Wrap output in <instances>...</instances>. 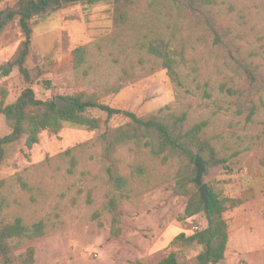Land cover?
I'll return each mask as SVG.
<instances>
[{"label": "rangeland", "instance_id": "obj_1", "mask_svg": "<svg viewBox=\"0 0 264 264\" xmlns=\"http://www.w3.org/2000/svg\"><path fill=\"white\" fill-rule=\"evenodd\" d=\"M152 1L140 0L137 8L129 12L127 26L117 24L115 6L110 0L71 6L34 21L25 62L32 78L29 84L16 67L7 76L3 73L23 40L16 24L9 25L0 36V102L3 96L5 104L14 102L28 86L35 98L42 101L82 92L101 104L137 116L155 114L169 106L185 112L189 125L206 121V133L216 154L226 161L231 172H224L222 166L210 168L206 175L203 172L202 183L211 185L215 194L246 200L241 214L233 217L230 211L225 219L230 226L234 220L240 222L243 227L239 230L249 243L240 250L232 236L222 264H248L250 255L258 256L264 251V184L261 186L259 177L256 178L261 171L258 160L264 155V93L262 100H256L250 121L246 115L237 116L226 91L233 82L231 72L204 46L197 48L198 53L188 49L187 60L191 62L179 72L180 86L171 82L158 60L135 47L155 36L169 39L174 35L179 44L187 36L183 31L185 24L179 23L168 2L158 0L153 6ZM16 2L0 0V10L11 8ZM214 3L219 20L231 29L242 56L264 75V0H214ZM79 47H85L86 53L82 66L75 69L72 53ZM125 121L123 117H112L94 131L65 124L56 135L42 132L30 150L23 142L7 148L0 178L12 185V214L23 216L29 223L43 220L57 226L31 244L35 249L34 264H100L99 254L111 263L112 252H116L114 257L120 252L132 255L133 248L135 253L138 251V242L159 239L171 226L174 231L171 237L180 232L191 235L187 230L190 222L205 226L202 214L181 220L187 200L172 194V180L158 185L159 180L154 179L157 173H171L175 165L146 162L145 149L129 150L125 146L114 156L121 174L127 177L139 166L149 172L146 180L158 183L148 189L147 184L139 187L137 180L129 179V185L136 184L140 194L121 200L125 237L111 241L110 217L100 214L104 198L98 182L100 148L95 139L107 125L115 128ZM9 132V123L0 115V138ZM69 149H74L71 155L60 159ZM71 156L75 164L71 163ZM179 250L176 249L179 264H193L200 251L196 245L183 244Z\"/></svg>", "mask_w": 264, "mask_h": 264}, {"label": "trees", "instance_id": "obj_2", "mask_svg": "<svg viewBox=\"0 0 264 264\" xmlns=\"http://www.w3.org/2000/svg\"><path fill=\"white\" fill-rule=\"evenodd\" d=\"M103 1L105 0H17L13 7L0 10V36L9 25L16 24L23 37L12 61L3 68L4 75H9L12 68L16 67L24 82L31 83L32 78L25 62L31 46L34 21L71 6H87ZM110 1L115 6L117 24L127 26L129 12L137 8L140 0ZM157 1H152L153 6ZM165 1L171 6L179 23L185 24L183 31L187 32V36L182 37L180 44L174 35L169 39L155 36L148 38L146 42H138L135 47L158 60L171 82L180 86L179 72L191 62L187 60L188 49L191 53H198L197 48L204 46L211 56L231 72L233 82L226 88L227 95L232 99L229 105L234 107L237 116L246 115V119L250 121L255 114L256 100H262L264 75L257 66L242 56L231 29L219 20L218 13L214 10V0ZM132 29L133 27L130 30ZM85 53V47L73 51L72 62L75 69L82 66ZM45 83L49 85L48 81ZM4 99L5 96L0 102V115L9 123L10 132L0 138V169L8 147L23 142V146L30 150L38 143L39 135L44 131L56 135L65 124L94 131L102 123H108L112 117H123L126 120L123 124L115 128L107 125L105 131L95 139V144L100 148L98 182L104 198L100 214H108L110 217L111 241H117L123 233L121 200L140 194L138 186L144 183L149 189L158 182L160 185L166 180H172V194L187 200L181 220L193 219L202 214L205 226L200 232H190L191 235L180 232L169 245L171 251L155 264H177V251H180L182 244L186 247H199L200 251L194 257L193 264H222L225 260L228 223L224 215L246 200L243 197L215 194L212 186L208 185V202L204 207L194 181L195 159L199 158L203 163L204 175L210 168L217 166H222L224 172H231L226 161L216 154L213 141L206 133V121L189 125L185 112H178L169 106L155 114L137 116L133 112L101 104L95 97L82 92L62 98L66 106L58 108L55 100L42 101L35 98L33 90L28 86L14 102L5 104ZM94 113L102 115L104 121L102 122L103 117H96ZM125 146L129 150L145 149L146 162H159L162 166L174 164L175 169L170 174L167 171L157 173L154 179L159 181L155 184L146 180L149 172L139 166L126 177L121 174L119 162L114 157L117 150ZM73 151L74 149H69L59 158L70 156ZM258 162L264 168V155ZM71 163L75 164L72 156ZM149 170L152 172V169ZM130 178L137 180L138 186L129 185ZM21 186L26 189L25 184L21 183ZM11 187L7 180L0 178V264H34L35 249L31 244L44 238L57 226L43 220L29 223L23 216L13 215L10 210L13 201ZM100 214L97 213L96 216L99 217ZM98 225L101 226V223L98 222Z\"/></svg>", "mask_w": 264, "mask_h": 264}, {"label": "crops", "instance_id": "obj_3", "mask_svg": "<svg viewBox=\"0 0 264 264\" xmlns=\"http://www.w3.org/2000/svg\"><path fill=\"white\" fill-rule=\"evenodd\" d=\"M260 169H261V171L259 174L258 173L256 174V178L259 177L258 182L260 183L261 186H263V184H264V168L260 167ZM246 180H247V178H246ZM249 182H251L250 178H249ZM243 204L241 206L233 209L230 214L233 217L236 214H241L243 212V209H244V208H242ZM134 211H136V209ZM226 213H228V212H226ZM135 215L140 216V214H137V213H135ZM248 217L250 219L252 217V215L249 214ZM224 218H225V215H224ZM131 221H132V224L134 225L135 221H133V220H131ZM123 224H124V220H123ZM241 227H243V225H241V223L237 222L236 220H234V225L230 226L228 224V241H227V246H226L225 257H226V253L229 250V246L231 243L232 236H234V240L236 242V247H238V249H240V250H242L244 247H246L245 244L249 243V242H246V240L244 241V238H243L244 235L239 230V228H241ZM122 228H124V227H122ZM172 228H173L172 226L169 227L167 230H165L161 234L159 239H155L152 242H147L145 240L138 242L139 243L138 244V251L135 253V251H134L135 248H133L132 255H128L126 252L125 253L120 252V254H118L116 257H114V253H116V252H112L111 253V263H109V261L106 262L105 260H103L104 259L103 254H99L98 261H100V264H106V263L107 264H114V261L118 262V264H155V263L161 261L162 259H164L166 254L171 251V249H169V245H170L171 241L174 239V237L179 234L178 233L177 235L171 237L172 233L174 232V231H172ZM235 231H236V235H233V233ZM129 236L130 235H128V237ZM122 237L123 238L125 237L123 235V233H122L121 238ZM259 237H261V236H259ZM246 261L248 264H264V251H261V254L258 256L253 257L250 255ZM177 264H179L178 259H177Z\"/></svg>", "mask_w": 264, "mask_h": 264}, {"label": "water", "instance_id": "obj_4", "mask_svg": "<svg viewBox=\"0 0 264 264\" xmlns=\"http://www.w3.org/2000/svg\"><path fill=\"white\" fill-rule=\"evenodd\" d=\"M55 105L58 108H64L66 106V102L62 98H56L55 99ZM195 168H196V176H195V184L198 187V192L200 194V198L204 204V207H206L208 202V192L207 187L204 183L201 182V177L203 174V163L199 158L195 159Z\"/></svg>", "mask_w": 264, "mask_h": 264}, {"label": "built area", "instance_id": "obj_5", "mask_svg": "<svg viewBox=\"0 0 264 264\" xmlns=\"http://www.w3.org/2000/svg\"><path fill=\"white\" fill-rule=\"evenodd\" d=\"M204 226L198 222L190 223L187 227V230L191 233H197L200 232Z\"/></svg>", "mask_w": 264, "mask_h": 264}]
</instances>
